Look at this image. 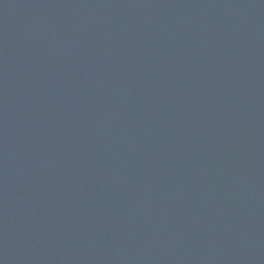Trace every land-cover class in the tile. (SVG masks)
I'll use <instances>...</instances> for the list:
<instances>
[{"label": "water", "instance_id": "95a60500", "mask_svg": "<svg viewBox=\"0 0 264 264\" xmlns=\"http://www.w3.org/2000/svg\"><path fill=\"white\" fill-rule=\"evenodd\" d=\"M0 264H264V0H0Z\"/></svg>", "mask_w": 264, "mask_h": 264}]
</instances>
